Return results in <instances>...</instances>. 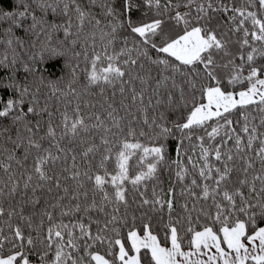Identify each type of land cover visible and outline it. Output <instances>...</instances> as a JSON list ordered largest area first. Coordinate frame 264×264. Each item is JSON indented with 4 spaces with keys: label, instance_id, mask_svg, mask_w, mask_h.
I'll return each mask as SVG.
<instances>
[{
    "label": "snow or ice",
    "instance_id": "6c2138e0",
    "mask_svg": "<svg viewBox=\"0 0 264 264\" xmlns=\"http://www.w3.org/2000/svg\"><path fill=\"white\" fill-rule=\"evenodd\" d=\"M0 69V264H264V0H12Z\"/></svg>",
    "mask_w": 264,
    "mask_h": 264
},
{
    "label": "trees",
    "instance_id": "16d2710c",
    "mask_svg": "<svg viewBox=\"0 0 264 264\" xmlns=\"http://www.w3.org/2000/svg\"><path fill=\"white\" fill-rule=\"evenodd\" d=\"M82 3H84L85 5H87L88 0H81ZM236 2L238 3H243L244 0H236ZM12 3V0H0V4H3L5 7H9ZM86 27H89L88 25H86ZM59 35L62 37L63 36V32H60ZM95 40L97 41V44L99 45L101 51H103V41L100 39L99 36L95 37ZM123 41L120 40L118 42H116L115 45V49L113 50H118L119 45L122 44ZM76 48L79 50L80 49V45L79 43H77ZM88 50L89 52H91L92 50V46L89 45L88 46ZM76 64V60L75 58H73L72 60V64L68 65V67H64L63 66V58L62 57H56V58H52L49 61L45 62L44 67L46 68V75H49L51 77H57V76H61V72L63 71L64 73V82L66 83L67 79H74V83L73 86L77 87L78 89H80L81 84L84 82V68L86 67V62L84 60L83 55H81L80 57V64L79 67L76 69L77 71V77L76 78H72L70 76V73L72 71V65ZM18 74L22 77L23 75V71L21 69H18ZM0 75H4V70L0 69ZM139 85V82H137V86ZM118 88V85H117ZM49 95L51 93H48ZM104 96L108 97V101L112 102L115 106H118L120 104V98H121V94L119 93V91L117 90L115 95H113V89L112 87H105V91L103 93V95L100 93L99 89L97 87H91L89 89L88 92H83L81 91V96H80V103L79 106L82 110V114L86 111H100L101 115L103 116L104 114V109L106 107V102L104 100ZM73 98L72 94L70 93L68 97L66 98H62L60 101V107L61 110L64 107V99H68L71 100ZM87 99L88 100V104L85 105L83 103V100ZM130 99V97H129ZM51 105H52V109L53 111H56V105H57V101L55 98H53L50 101ZM73 105L69 104L68 107L71 108ZM121 111H123L121 109ZM47 115V113H45V116ZM151 116V110H149V117ZM59 117L57 116L56 119H58ZM233 119H235V116L233 117ZM138 128L140 126H144L143 125V121L138 119L137 121L133 122ZM125 124H127V120H125ZM46 125V122H45ZM146 128V126H144ZM95 131V130H93ZM88 135H91V132L88 133ZM96 142H99V138L98 136L93 138ZM143 139H146L143 138ZM73 145H76V148L74 149V151L79 150V142L78 141H69L67 138H65L64 140L61 141V147H73ZM55 151V149H54ZM172 152H173V156L175 155V150L174 147L172 148ZM71 153L68 154V160L67 163L71 164ZM89 158H91V154H89ZM138 158V157H137ZM186 159V158H185ZM79 160V157H78ZM61 165L65 164V160L61 159L59 162ZM257 166H258V162H257ZM169 183L168 177L167 175L164 176V186L167 187ZM149 193L151 192V183H149V189H148ZM254 195V194H253ZM247 264V262H246Z\"/></svg>",
    "mask_w": 264,
    "mask_h": 264
}]
</instances>
